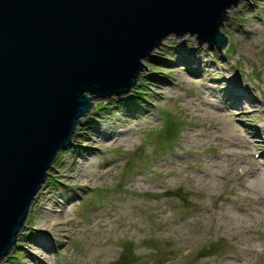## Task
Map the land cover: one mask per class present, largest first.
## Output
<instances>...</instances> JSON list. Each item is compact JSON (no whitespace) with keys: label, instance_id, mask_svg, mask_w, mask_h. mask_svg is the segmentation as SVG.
Returning <instances> with one entry per match:
<instances>
[{"label":"rangeland","instance_id":"1","mask_svg":"<svg viewBox=\"0 0 264 264\" xmlns=\"http://www.w3.org/2000/svg\"><path fill=\"white\" fill-rule=\"evenodd\" d=\"M220 31L221 51L169 36L129 94L91 100L0 264H264V0Z\"/></svg>","mask_w":264,"mask_h":264},{"label":"water","instance_id":"2","mask_svg":"<svg viewBox=\"0 0 264 264\" xmlns=\"http://www.w3.org/2000/svg\"><path fill=\"white\" fill-rule=\"evenodd\" d=\"M249 1L0 0V262L91 100L129 94L169 36L223 50Z\"/></svg>","mask_w":264,"mask_h":264},{"label":"bare ground","instance_id":"3","mask_svg":"<svg viewBox=\"0 0 264 264\" xmlns=\"http://www.w3.org/2000/svg\"><path fill=\"white\" fill-rule=\"evenodd\" d=\"M228 80L229 79L226 77L224 81L225 82H228ZM161 81H162V79L156 78L155 80H150V84L153 85V86H155V84L160 83ZM237 84H238V82H236V81L234 82L233 81V82H231V87H230V89L233 92L231 94V98H233V103H232L233 108H239L240 109V103L242 102L240 100L243 99V100H245V101H247L249 103V109H250V112L251 113L252 112H256L257 110H259L258 107H255L256 101H254L253 97H251V94L248 93V91L246 89L241 88V86L240 85H237ZM127 132L128 131H124V133H127ZM87 140L90 141V138L87 137ZM263 144H264V142H263ZM80 149H81L80 151L84 153L81 156V159L82 160H86V157L84 155H85V153L87 154V152H89V151H87V150H85L83 148H80ZM168 174L171 175L170 172ZM166 190L167 189H162V192H167ZM155 192H157V191H155ZM46 208H51V206L50 205H46ZM53 220H56V219L54 218ZM63 224H64V222H63ZM39 246H40V244H39Z\"/></svg>","mask_w":264,"mask_h":264},{"label":"trees","instance_id":"4","mask_svg":"<svg viewBox=\"0 0 264 264\" xmlns=\"http://www.w3.org/2000/svg\"><path fill=\"white\" fill-rule=\"evenodd\" d=\"M138 95H141L140 93H137ZM137 101H135V103H136ZM137 103H139V105H142L140 102H137Z\"/></svg>","mask_w":264,"mask_h":264}]
</instances>
